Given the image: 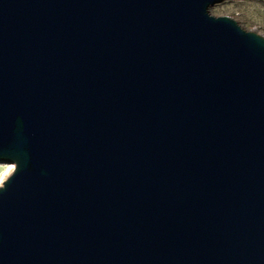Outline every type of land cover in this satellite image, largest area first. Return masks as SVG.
Here are the masks:
<instances>
[{"label":"water","instance_id":"95a60500","mask_svg":"<svg viewBox=\"0 0 264 264\" xmlns=\"http://www.w3.org/2000/svg\"><path fill=\"white\" fill-rule=\"evenodd\" d=\"M225 0H0V264H264V36Z\"/></svg>","mask_w":264,"mask_h":264},{"label":"rangeland","instance_id":"374dc122","mask_svg":"<svg viewBox=\"0 0 264 264\" xmlns=\"http://www.w3.org/2000/svg\"><path fill=\"white\" fill-rule=\"evenodd\" d=\"M211 13L233 17L244 28L264 36V0H225L212 6Z\"/></svg>","mask_w":264,"mask_h":264},{"label":"bare ground","instance_id":"6f19581e","mask_svg":"<svg viewBox=\"0 0 264 264\" xmlns=\"http://www.w3.org/2000/svg\"><path fill=\"white\" fill-rule=\"evenodd\" d=\"M9 168H11L12 171L8 172V174L6 176H3V173L6 172ZM15 169H16V164L15 163H5V162H1L0 161V171H1L0 176H3V183ZM2 184H0V186Z\"/></svg>","mask_w":264,"mask_h":264},{"label":"snow or ice","instance_id":"6c2138e0","mask_svg":"<svg viewBox=\"0 0 264 264\" xmlns=\"http://www.w3.org/2000/svg\"><path fill=\"white\" fill-rule=\"evenodd\" d=\"M11 171H12V169L9 168L6 172L3 173V176H6L8 174V172H11ZM3 176H0V184L3 183Z\"/></svg>","mask_w":264,"mask_h":264}]
</instances>
